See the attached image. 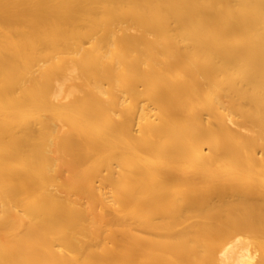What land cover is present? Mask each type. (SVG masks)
<instances>
[{
  "label": "bare ground",
  "instance_id": "obj_1",
  "mask_svg": "<svg viewBox=\"0 0 264 264\" xmlns=\"http://www.w3.org/2000/svg\"><path fill=\"white\" fill-rule=\"evenodd\" d=\"M199 258L264 264V0H0V264Z\"/></svg>",
  "mask_w": 264,
  "mask_h": 264
},
{
  "label": "rangeland",
  "instance_id": "obj_2",
  "mask_svg": "<svg viewBox=\"0 0 264 264\" xmlns=\"http://www.w3.org/2000/svg\"><path fill=\"white\" fill-rule=\"evenodd\" d=\"M216 259V258H215ZM202 261V262H201ZM204 261V262H203ZM211 261H213L212 262V264H216V261L214 260V259H212ZM210 261H207V262H205V260L204 259H201L200 260V258L196 261V262H192L191 264H211V262L209 263Z\"/></svg>",
  "mask_w": 264,
  "mask_h": 264
}]
</instances>
